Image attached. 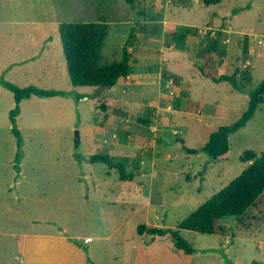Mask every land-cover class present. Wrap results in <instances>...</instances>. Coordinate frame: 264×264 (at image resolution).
Wrapping results in <instances>:
<instances>
[{
  "label": "rangeland",
  "instance_id": "rangeland-1",
  "mask_svg": "<svg viewBox=\"0 0 264 264\" xmlns=\"http://www.w3.org/2000/svg\"><path fill=\"white\" fill-rule=\"evenodd\" d=\"M128 5L127 0H0V77L19 87L35 85L71 92L66 97L33 95L20 104L17 125L23 137L24 169L34 187L17 188L10 185L16 174L17 137L9 118L15 105L14 94L0 83V264H264V195L241 220L227 217L225 234L180 230L182 238L193 247L192 253L179 249L170 233L138 231L141 225L177 229L184 218L246 168L248 163L240 159L243 151L264 152V96L254 115L230 135L231 146L225 156L214 159L199 150L219 126L229 125L243 115L248 109L250 91L264 81V0L171 2L167 20L176 21L178 27H201L198 34L206 38L209 35L204 34L205 29L211 36L216 28L205 25L220 24L222 28L217 31L225 35L222 42L229 56L223 66L227 64L228 74H237L243 89H236L229 81L213 88L214 81L205 76L198 77L205 90L173 84L179 92L186 90L188 96L167 95L175 105L165 111V122L158 132L162 139L158 151L166 150L172 156L154 161L155 166L144 158L147 176L138 173L134 180L126 181L120 178L116 166L90 163L87 159L90 151L95 152V128L108 119L99 96L139 101L142 94L146 100L154 101V85L143 93L137 88L122 92L118 87L111 93L107 89L73 86L59 25L53 22H108L101 64L121 61L123 49H128L133 40L135 55L130 61V74L146 69L155 75L163 64L164 70H170L159 61L160 44L165 39L166 43L172 40L169 32L163 36L164 13H154L151 8L147 14L151 20L140 23L138 28L132 20L142 13H132ZM236 8L239 9L235 12ZM139 33L148 37L146 46L135 38ZM170 44L186 52L176 62L200 58L193 55L198 47L195 44L178 40ZM44 48L53 64L46 58L32 61L31 57ZM209 57L206 61L197 60L198 69H213ZM198 69L193 67L191 72L199 73ZM245 70L251 80L244 78ZM180 72L177 67L174 75ZM217 72L215 68L213 74ZM189 104H197L200 111ZM113 114L120 118L125 112L114 108ZM162 116L159 114L158 118ZM134 125L147 131V125ZM116 160L123 162L124 158ZM62 167L67 170L65 190L62 180L54 179ZM90 169L97 177L96 185L111 171L106 191L97 192L90 186ZM84 174L89 177L79 179ZM24 183L29 181L25 178ZM48 233L55 237L40 235ZM63 235L65 241L59 240L58 236ZM88 237L93 241L85 243Z\"/></svg>",
  "mask_w": 264,
  "mask_h": 264
},
{
  "label": "trees",
  "instance_id": "trees-1",
  "mask_svg": "<svg viewBox=\"0 0 264 264\" xmlns=\"http://www.w3.org/2000/svg\"><path fill=\"white\" fill-rule=\"evenodd\" d=\"M133 3L134 0H127ZM209 4L218 0H203ZM239 8L233 9L235 12ZM109 26L105 21L86 22H61L58 30L63 46L66 60V68L70 83L73 86H90L105 88L114 86L120 77L127 76L130 72L131 54L126 48L123 49L122 60L112 63L101 64V51L108 35ZM210 30V29H209ZM199 29L194 27L180 26L169 32L172 40L185 42L188 35L198 34ZM210 36L208 31L205 34ZM223 34L215 30V36H208L206 45V55L218 54L221 57L226 55V45L223 43ZM244 52H248L247 42ZM244 78L251 80L249 71L245 70ZM214 82L229 81L233 87L242 90V85L237 74H228L221 70L218 76H212ZM0 83L5 88L10 89L14 94V107L9 111L11 130L17 137V148L15 154L14 167L20 171V162L24 155L23 137L17 125V115L20 112V102L30 98L32 95L40 97L69 96L70 91L44 89L35 85L19 87L4 78L0 77ZM248 109L235 122L229 125L219 126L209 137L208 142L199 150L206 152L212 158L225 156L230 150V135L244 126L254 115L255 110L264 96V81L259 83L250 91ZM102 110H107L105 103L100 104ZM107 116V114H106ZM144 124H148L147 118H140ZM244 163H248L246 168L225 187L213 194L199 207L184 218L177 229H167L164 227L141 225L138 228L140 233L147 231L150 234L164 235L170 233L174 237V243L185 252L192 253L193 247L182 238L180 230L187 229L199 233L225 234L226 227L224 221L227 217L234 216L241 220L256 202L264 195V152H257L247 149L240 155ZM90 162H103L112 167H117L119 176L123 180H131L132 173L126 171L124 162L116 160L109 154H92L88 158ZM117 161V162H116ZM252 264H260L253 261Z\"/></svg>",
  "mask_w": 264,
  "mask_h": 264
},
{
  "label": "crops",
  "instance_id": "crops-1",
  "mask_svg": "<svg viewBox=\"0 0 264 264\" xmlns=\"http://www.w3.org/2000/svg\"><path fill=\"white\" fill-rule=\"evenodd\" d=\"M171 2H173V0H134L133 3H129L130 6L129 5L128 6L132 13H135V12L142 13L141 17H137L136 19L132 20L134 26L139 28L140 23L146 22L147 20H151V17L147 19V14L150 13L151 8H154V11H155L154 13H160V12L164 13L163 36L164 35L167 36L168 32L178 27L177 25H175L176 21L167 20L168 13L172 11L170 8ZM163 4H165V6L162 8ZM143 10L144 12H142ZM215 15H216V12L214 13V16ZM152 16H155V15H152ZM53 23L56 25L57 24L59 25L58 21L53 22ZM170 25H173V26H170ZM180 26L193 27V26H190V24H186V25L183 24ZM205 27H208L210 29L216 28V30L219 28H222L220 24L216 26H209L207 24L205 25ZM200 28L198 27V29ZM143 35H144L143 33L136 34L135 38L141 42L140 45L146 46V43L148 42V39H147L148 37H144ZM222 36L225 37L224 33ZM208 39L209 37L204 38V36L199 35V34L188 35L185 42L186 43L189 42V44L197 45L198 47L193 52V55L200 56V58L191 59L190 62L188 63L176 62L177 58H184V56L186 55V52L185 51L181 52V49H175V46L173 44H170L172 40L169 41L170 43H166L167 41L165 39L162 41L159 47V51L161 53V57L159 61H161L162 63H166L168 69L170 70H164L163 66L165 64H163L162 67L161 66L158 67V72L155 75L151 74L146 69H137L135 72L131 74H130L131 72L130 70L129 74L127 76L120 77L114 86L101 88L102 91L107 89L111 93L116 91L118 87L122 88V92L131 91L137 88L140 90L139 91L140 93H143L144 92L143 90H146V88L150 87V85H154V91H156V95L153 98L154 101L146 100L145 97L141 96L142 94L140 95L141 100L139 101L136 100L137 98L118 99V98H112L104 94L102 96L100 95L99 100L103 101L108 107L106 110L108 119L106 120L105 123H103V125H99L95 128L96 135L94 137V149H93L95 152L90 151V154H88V158L92 154H109L113 156L115 159L124 158L123 162L126 163L125 164L126 171L128 173L133 174V178L131 180H134V178L136 177L138 173H140L141 175L147 176V171L144 169V166H145L144 158L147 157L150 160H152V166H155L154 161L158 159L170 158L172 156L170 152L166 150L158 151V145L160 141L162 140L160 139V135L158 132L162 124L165 122L164 120L165 111L173 109L175 105V102H173L174 104H172L169 101V98L167 95L169 94L178 95L179 93V95L185 94L186 96H188V93H186V90H184V92L182 91L179 92V90L178 91L176 90L178 87L174 88L173 84L180 83L182 85H187L186 89H192V87H196L199 89L203 88L205 90L203 85L200 86L201 80L198 79V77L205 76L213 80L212 76H218L221 70H225L226 72L228 68L227 64H226V67L223 66V62L228 63L229 61L227 60L229 59V56L227 55L228 52L226 53L224 57H221L216 53H214L211 57L206 56V55L204 57V52L206 51L205 49H206ZM134 45H135V42L131 40L130 46L128 48L131 54V59H132V56L135 55ZM207 57L211 58V62L213 63L212 64L213 69H210L209 67L207 68L201 67L200 69H198L197 60L199 59V62L201 61V59L206 61L208 59ZM31 58H32V61H38V62H42V60L46 58L47 61H50L51 64H53V61L50 60L49 56L45 53V48L41 51L40 54L35 55ZM161 62H159V65L161 64ZM43 66L46 69L48 68L49 65H47V63H43ZM177 67L180 68L181 72L179 73V75L177 74L174 75V72ZM193 67L197 68L199 73H196L195 70H194V73L191 72ZM215 68L216 70H218V72L216 74H213V71L215 70ZM183 70H185V72H182ZM182 75H185V76L182 77ZM62 81H65V80H63L62 78ZM213 83L214 85L212 87L215 88L221 82L219 83L213 82ZM48 89H51V88H48ZM96 89L98 90V88ZM55 90H66V89L55 88ZM52 97H63V96L56 95V96H51L49 98H52ZM28 99L22 100L20 104L22 105V103ZM180 103L181 101L179 100L178 104ZM184 104L185 102L183 103V105ZM189 105L190 106L192 105V108L194 110L195 108H197L199 109L198 112L200 111V106H198L197 104H189ZM141 107H143V109ZM114 108L115 109L119 108V110H123L125 112L124 117L119 118L117 116H114L115 115L113 114ZM132 108L134 109L132 112H130ZM188 109H190V107ZM148 110H150L151 113H149ZM20 111H21V108H20ZM159 114H162L163 116L158 118ZM140 118H147L149 123L148 124L142 123L140 121ZM135 123H139V124L142 123L144 125H147L146 126L147 131L145 132L138 125H134ZM112 130H115V131L112 132ZM119 133H121V135ZM23 152H24V155L20 162V171L18 172L16 171V169H14L16 174L14 177V181L11 182L10 185L11 186L14 185L17 188L18 187L22 188L24 187V185L27 187H34V183L29 180V177L27 176L28 173H26V170L24 169V157H25L24 148H23ZM154 172H155V169H154ZM31 174L33 173L31 172ZM110 174H111V171H108L106 173L107 177H109ZM83 177H89V176L87 174L80 175L79 179H82ZM107 177L106 179H104V177L101 178L100 183H97L96 185L95 180L97 177L93 176L92 171L90 169V186L93 185L92 188L99 189V190L96 189L97 192L106 191L107 190V187H106ZM25 178L27 179V181H29V183H26V184L24 183ZM54 179L62 180L61 182H62L63 190L66 189L67 170L65 169V167L58 168ZM40 235H42L43 237H49V238L55 237L52 233L40 234ZM58 238L59 240L65 241L64 235L62 237L58 236ZM92 241H93V238L91 241H88V242H92ZM84 242H85V239H84Z\"/></svg>",
  "mask_w": 264,
  "mask_h": 264
},
{
  "label": "built area",
  "instance_id": "built-area-1",
  "mask_svg": "<svg viewBox=\"0 0 264 264\" xmlns=\"http://www.w3.org/2000/svg\"><path fill=\"white\" fill-rule=\"evenodd\" d=\"M199 32H201V30H199ZM206 32H207V30L205 29L204 34H206ZM211 33H212V36H215V31H212ZM91 240H92L91 237L86 238V242L91 241Z\"/></svg>",
  "mask_w": 264,
  "mask_h": 264
},
{
  "label": "water",
  "instance_id": "water-1",
  "mask_svg": "<svg viewBox=\"0 0 264 264\" xmlns=\"http://www.w3.org/2000/svg\"><path fill=\"white\" fill-rule=\"evenodd\" d=\"M181 141L182 142H184V140L183 139H181ZM189 152H198V149H187ZM206 164H207V162H206Z\"/></svg>",
  "mask_w": 264,
  "mask_h": 264
}]
</instances>
